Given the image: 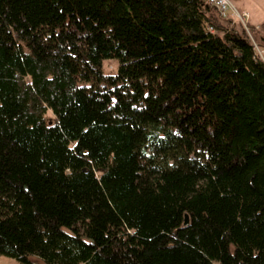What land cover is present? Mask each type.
<instances>
[{
	"label": "trees",
	"instance_id": "1",
	"mask_svg": "<svg viewBox=\"0 0 264 264\" xmlns=\"http://www.w3.org/2000/svg\"><path fill=\"white\" fill-rule=\"evenodd\" d=\"M0 254L264 264L248 31L206 0H0Z\"/></svg>",
	"mask_w": 264,
	"mask_h": 264
},
{
	"label": "rangeland",
	"instance_id": "2",
	"mask_svg": "<svg viewBox=\"0 0 264 264\" xmlns=\"http://www.w3.org/2000/svg\"><path fill=\"white\" fill-rule=\"evenodd\" d=\"M233 5L239 11H245V8L250 11L249 19L253 22H262L264 23V0H232ZM251 26L252 24L249 23ZM241 28L239 24L237 26ZM264 34V26L263 24L257 31H254L253 35L256 40V50L258 53L264 57V42L261 40V36ZM119 62L117 59H105L103 63V67L105 72L111 73L116 72L118 69ZM47 117L50 122H52L55 118L54 113L52 110H48ZM34 260H38L34 258ZM0 264H23L16 258L9 257L7 255L0 254Z\"/></svg>",
	"mask_w": 264,
	"mask_h": 264
},
{
	"label": "built area",
	"instance_id": "3",
	"mask_svg": "<svg viewBox=\"0 0 264 264\" xmlns=\"http://www.w3.org/2000/svg\"><path fill=\"white\" fill-rule=\"evenodd\" d=\"M209 4L214 6L218 12V15L222 20L230 21L236 30H241L245 28L248 31L253 43L256 46V40L252 34L249 27V12L248 11H239L232 3V0H206ZM241 25V28H238V25ZM206 25L210 30H214V27L206 22Z\"/></svg>",
	"mask_w": 264,
	"mask_h": 264
},
{
	"label": "crops",
	"instance_id": "4",
	"mask_svg": "<svg viewBox=\"0 0 264 264\" xmlns=\"http://www.w3.org/2000/svg\"><path fill=\"white\" fill-rule=\"evenodd\" d=\"M245 11H248V12H249V16H250V11H249L248 9H246V8H245ZM249 23L252 24V25H256V26L259 27V28H260V26H261L262 24H264V23H262V22H253V21H250V19H249Z\"/></svg>",
	"mask_w": 264,
	"mask_h": 264
},
{
	"label": "water",
	"instance_id": "5",
	"mask_svg": "<svg viewBox=\"0 0 264 264\" xmlns=\"http://www.w3.org/2000/svg\"><path fill=\"white\" fill-rule=\"evenodd\" d=\"M186 220H188V218Z\"/></svg>",
	"mask_w": 264,
	"mask_h": 264
}]
</instances>
